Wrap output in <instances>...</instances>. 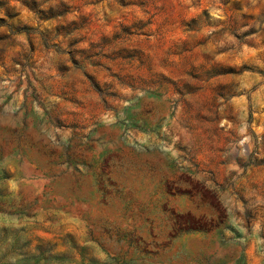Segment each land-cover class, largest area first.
<instances>
[{"label":"rangeland","instance_id":"obj_1","mask_svg":"<svg viewBox=\"0 0 264 264\" xmlns=\"http://www.w3.org/2000/svg\"><path fill=\"white\" fill-rule=\"evenodd\" d=\"M0 264H264V0H0Z\"/></svg>","mask_w":264,"mask_h":264}]
</instances>
